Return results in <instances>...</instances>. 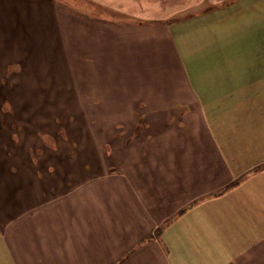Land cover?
<instances>
[{"label": "crops", "instance_id": "1", "mask_svg": "<svg viewBox=\"0 0 264 264\" xmlns=\"http://www.w3.org/2000/svg\"><path fill=\"white\" fill-rule=\"evenodd\" d=\"M142 4L0 0V264H264V75L209 107L181 66L160 89Z\"/></svg>", "mask_w": 264, "mask_h": 264}, {"label": "rangeland", "instance_id": "2", "mask_svg": "<svg viewBox=\"0 0 264 264\" xmlns=\"http://www.w3.org/2000/svg\"><path fill=\"white\" fill-rule=\"evenodd\" d=\"M129 1L143 2L142 17L149 19L148 22H153L151 15L155 20L159 18L160 24L168 25L171 31L176 55L173 42H169L171 38L169 41L161 40L154 50L160 89L168 90L175 86L178 90L177 86L183 83L181 66L192 91L201 97L200 103L209 107L221 102L222 91L246 89L238 85L240 79L246 80L248 75H264V0H154L158 9L155 3L152 4L154 7L151 6L150 0ZM53 28L54 22L50 20L49 31ZM33 39H38L31 42L40 47L34 49V53L59 46L56 45L57 35L50 32L33 35ZM144 47L142 54L137 56L138 60H143L149 53L146 48L150 47ZM51 62L50 56L44 53L29 63L28 71L42 78V83L53 82L52 85L56 86V82L61 80V68ZM62 77L65 81L66 76ZM243 83L246 85V81ZM57 93L50 90V98ZM70 118L71 115H63V122L61 119L57 121L66 126ZM69 131L65 128L59 135L70 141ZM119 149L121 147L117 146L113 151L118 152Z\"/></svg>", "mask_w": 264, "mask_h": 264}]
</instances>
